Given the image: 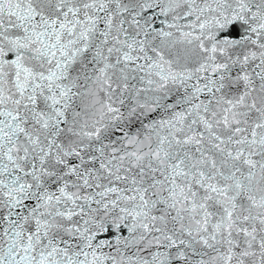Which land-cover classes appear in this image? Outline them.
I'll use <instances>...</instances> for the list:
<instances>
[{
  "label": "snow or ice",
  "instance_id": "1",
  "mask_svg": "<svg viewBox=\"0 0 264 264\" xmlns=\"http://www.w3.org/2000/svg\"><path fill=\"white\" fill-rule=\"evenodd\" d=\"M0 264H264V0H0Z\"/></svg>",
  "mask_w": 264,
  "mask_h": 264
}]
</instances>
